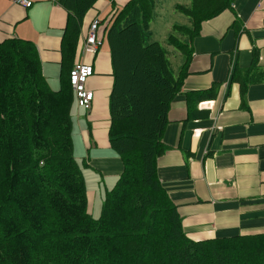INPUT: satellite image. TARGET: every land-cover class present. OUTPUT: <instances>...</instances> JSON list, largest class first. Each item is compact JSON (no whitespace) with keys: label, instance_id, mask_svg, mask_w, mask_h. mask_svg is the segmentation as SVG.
Here are the masks:
<instances>
[{"label":"trees","instance_id":"1","mask_svg":"<svg viewBox=\"0 0 264 264\" xmlns=\"http://www.w3.org/2000/svg\"><path fill=\"white\" fill-rule=\"evenodd\" d=\"M96 1L58 0L68 11L63 67ZM188 1V8L176 7L188 25H173L165 40L182 57L177 74L167 49L151 39L155 0H129L105 24L113 73L108 143L123 172L104 192L97 218L88 212L73 158L70 70L50 90L34 45L1 40L0 264H264V233L187 238L157 178V159L168 149V108L187 73L188 41L234 0Z\"/></svg>","mask_w":264,"mask_h":264},{"label":"crops","instance_id":"2","mask_svg":"<svg viewBox=\"0 0 264 264\" xmlns=\"http://www.w3.org/2000/svg\"><path fill=\"white\" fill-rule=\"evenodd\" d=\"M29 1L23 8L14 0H0V38L30 41L53 91L59 88L62 70L66 74L76 64L91 65L93 76L85 88L93 99L86 109L73 101L72 144L79 152L86 149L84 167L78 164L85 185L87 179L92 186L96 181L98 189L104 184V194L123 172L108 143L113 73L104 29L129 0L95 2L83 17L74 56L64 67L61 42L68 11L58 0ZM186 1L178 5L188 8ZM155 2L157 17L164 0ZM95 18L101 47L88 55L82 43ZM184 18L179 25H188ZM188 42L187 73L169 105L162 136L168 149L156 162L158 181L177 209L185 236L194 242L264 233V0H234L203 22ZM179 57L172 68L176 74ZM93 193L86 188L88 206Z\"/></svg>","mask_w":264,"mask_h":264},{"label":"rangeland","instance_id":"3","mask_svg":"<svg viewBox=\"0 0 264 264\" xmlns=\"http://www.w3.org/2000/svg\"><path fill=\"white\" fill-rule=\"evenodd\" d=\"M186 0H164V5L161 7L160 10L157 11V17H155L151 23H150V30H152L151 39L156 41L158 44H160L163 48H167V57L169 58L171 62V67L175 68V65L179 62V54L170 46L165 43L166 37L168 34H173L172 26L171 25H179L183 24L185 18L181 13L176 12V10L173 8L174 5L178 4H186ZM177 36V39L183 38L180 34L175 33ZM173 68V69H174ZM71 142H72V136H71ZM86 155V149H82L79 152V148L76 146L74 147L73 144V158L76 159V162L78 161V164H81V157H85ZM94 186L90 185L88 179H87V185L86 188L93 193L94 200L90 203V206H88V212L92 215L93 218H97L100 215V208L102 205L103 200V190H104V184H100V187L98 189V185H96V181H94Z\"/></svg>","mask_w":264,"mask_h":264},{"label":"built area","instance_id":"4","mask_svg":"<svg viewBox=\"0 0 264 264\" xmlns=\"http://www.w3.org/2000/svg\"><path fill=\"white\" fill-rule=\"evenodd\" d=\"M14 3L26 8L31 5L29 0H14ZM100 21L95 18L86 30L82 43V52L88 55H96L101 47V40L98 36ZM1 42V38H0ZM69 86L73 92V101L79 108L86 109L93 99V94L85 88L86 81L93 76V68L88 64H76L69 73Z\"/></svg>","mask_w":264,"mask_h":264}]
</instances>
